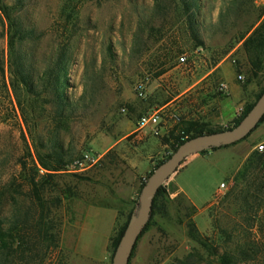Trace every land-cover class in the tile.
Here are the masks:
<instances>
[{"label":"rangeland","instance_id":"rangeland-1","mask_svg":"<svg viewBox=\"0 0 264 264\" xmlns=\"http://www.w3.org/2000/svg\"><path fill=\"white\" fill-rule=\"evenodd\" d=\"M187 4L184 0H0V188L13 175L21 180L19 158L29 159L36 148L46 151L56 146L66 166L54 179L60 189L73 194L63 198L58 210L61 231L64 223L77 224L82 213H88L79 247L94 257L101 252L112 220V211L102 204L115 200L114 195L124 199L118 204L112 235L139 208V190L130 201L114 189L127 172L123 147L136 142L130 131L140 115L157 111L159 125L164 126L157 135L161 146L151 157L153 168L172 151L170 141L164 144L163 139L172 129L178 131L181 121L230 127L264 85V63L252 75L242 47L264 17V0ZM182 54L186 61L181 64L177 57ZM219 62L224 68L231 66L241 91L242 103L234 117L223 122L213 111L206 119L200 112L186 117L183 107L195 99L199 104L213 101L220 93L218 70L194 84ZM16 64L24 69L27 84L15 82L14 89ZM58 70L63 80L59 87L53 77ZM225 105V112H232V97ZM245 139L252 142L242 159L226 147L208 148L190 155L164 181L179 210L171 205L166 213L155 211L128 264H217L218 256L187 234L183 212L194 204L184 193H173L177 171L175 181L196 203V212L189 217L212 250H243L246 253L238 254L236 264H264V195L258 193L263 200L256 198L252 208L243 200V189L264 180V166L248 163L252 154L264 152V147L257 148L264 144V121ZM91 203L96 204L84 210ZM9 208L5 202L2 214ZM73 232L67 233V244ZM111 257L110 250L103 261L89 260L60 247L48 252L42 264H112Z\"/></svg>","mask_w":264,"mask_h":264},{"label":"trees","instance_id":"trees-1","mask_svg":"<svg viewBox=\"0 0 264 264\" xmlns=\"http://www.w3.org/2000/svg\"><path fill=\"white\" fill-rule=\"evenodd\" d=\"M184 1L189 6H192L195 0L192 2L189 0ZM193 36L196 41L201 43L197 33L193 32ZM9 46L13 48L11 40ZM242 47L250 66L249 72L252 75H257L264 63V17L243 39ZM10 54H12L11 51ZM61 62L60 60L57 65L59 66ZM60 72L58 70L53 75L55 77L54 82L58 87L63 84V80L60 78ZM12 76V88L15 89V82L27 84L24 69L20 64H16L12 71ZM263 90L264 85L255 94L254 100L246 105L242 115L234 119L232 126L240 121ZM263 121L264 115L255 128ZM230 127L212 128L206 121H181L178 131L177 128L172 129L169 131V138L166 139L165 137L163 140L164 144L170 141L171 149L174 151L178 145L190 137ZM166 158L159 160L153 168ZM17 163L21 167V172L19 173L21 180L18 182L15 179V175H13L0 188V264H42L43 258L48 252L60 248L62 220L58 210L63 203L64 197L71 198L73 196V194L69 193L70 190L63 191L60 189L54 179L57 174L65 169L66 161L63 157V152L56 146H52L51 149L46 151H40L36 148L34 154H29V159L19 158ZM248 163L264 166V152H255L252 154L248 158ZM40 168L42 169L41 173H39ZM148 174L141 182L139 192ZM263 188L264 180L260 181L257 187L251 188V186H248L243 189V200L248 208H252V202L256 198H258V201L264 199H262L264 195ZM260 192H262L260 194L262 195L261 197L258 196ZM17 197L22 198L23 202H20ZM175 201L174 198L168 195L164 185H160L153 198L149 219L142 228L140 235L145 230L155 211L158 210V212H161L164 209L163 212L166 213V208L171 205H175L176 211L179 210L178 203ZM5 202H9L10 208L7 210V214H2L1 207ZM195 212L196 207L194 205H188L184 208L183 218L188 236L207 249L211 255L216 254L218 256L217 264H236L238 254H245L246 251L240 250L237 253V251L224 250L221 253H217L215 250H212V247L207 244L205 237L200 234L189 217L190 214ZM131 214H128L126 221L110 237L111 256Z\"/></svg>","mask_w":264,"mask_h":264},{"label":"crops","instance_id":"crops-1","mask_svg":"<svg viewBox=\"0 0 264 264\" xmlns=\"http://www.w3.org/2000/svg\"><path fill=\"white\" fill-rule=\"evenodd\" d=\"M214 70H218L219 78L221 79L220 82L224 83L226 85V90L224 92H220L213 101H207V103H201L199 104L196 99L195 102H192L185 107L186 109V117H190L196 114V112H200L204 119L209 117V112L213 111L215 113V118L223 121L228 122L230 121L235 113L236 108L239 104L242 103V99L240 97L241 91L239 90V85L236 81L235 73L233 72V69L230 65H228L226 68L223 67V64L221 62L215 64L211 67V69L204 74L199 80H196L194 84L199 82L200 80L206 79L209 74H211ZM219 82V83H220ZM234 100V107L232 112H225L227 107L225 105V101L229 98ZM171 103H166L162 106V108H165ZM214 102V103H212ZM214 104V105H213ZM213 105V106H212ZM152 126H146V127H138L137 125L134 126L133 130L130 131V134H134V137L136 139V142L132 143H125L123 147V157L125 159V168L127 170L126 173L122 174L120 176V179L117 183H115L116 189H114V192L118 195H120L122 198H125V200H133L137 194L138 190L140 188L141 179H143L144 174H146L148 171L151 170L153 162L151 161L152 155L158 153V149L161 146V143L158 138V134H153ZM157 129H159V132L164 129V126L158 125ZM153 136H155V139H153ZM251 139H245L244 143H241V140L238 141L235 144H231L228 146H219L209 149V150H219L221 147H226L229 149H232L234 152L240 153V159H242L244 156H246L249 152V147L251 144ZM114 146H117L115 148H118L119 143L116 141L114 143ZM244 155V156H243ZM180 171H177L174 180H173V193H184L188 198L191 200V202L196 206L195 201L193 198L187 194V191L184 186L177 183L175 181V178L177 174H179ZM118 186V187H117ZM124 196V197H123ZM118 201L108 200L107 202L103 203L102 205L105 207V209H109L112 211V220H111V226L108 232L105 234V239L101 246V252L98 256H93L92 253H89L88 251L82 252L79 247V240H80V232L84 230L85 224L87 221L88 213L86 214L85 211L82 213V216L80 220L77 222V224L70 225L72 221H68L63 224L62 228V237H61V248H67L71 252H74V254H79L82 256H85L87 259H92L96 261H103L108 258L109 252H110V237L114 231V224L115 220L119 211L118 204L122 203L121 201L124 199L118 198L114 195ZM96 203L88 204L84 210H86L88 207L95 206ZM74 231L71 233V241L67 244V233ZM75 241V242H74Z\"/></svg>","mask_w":264,"mask_h":264},{"label":"water","instance_id":"water-1","mask_svg":"<svg viewBox=\"0 0 264 264\" xmlns=\"http://www.w3.org/2000/svg\"><path fill=\"white\" fill-rule=\"evenodd\" d=\"M264 115V90L238 123L230 128L203 133L183 141L170 156L155 166L148 174L139 193V208L127 220L119 242L112 253V264H128L135 243L147 223L153 198L168 177L173 174L184 160L196 152L211 147L231 145L249 135Z\"/></svg>","mask_w":264,"mask_h":264},{"label":"built area","instance_id":"built-area-1","mask_svg":"<svg viewBox=\"0 0 264 264\" xmlns=\"http://www.w3.org/2000/svg\"><path fill=\"white\" fill-rule=\"evenodd\" d=\"M177 60H178V63H181V64L184 63L186 61V55L182 54V55L178 56ZM238 78H240V75H238ZM217 89L219 92H224L226 90V85L224 83L220 82V83H218ZM159 118H160V116L157 113V111L152 112V113H145V114H142L137 119L136 125L138 127H146V126L151 125L153 127L152 128L153 134L157 135L159 133V129H157V126L159 125V122H160ZM263 147H264L263 143H259L257 145L258 149H263ZM171 153H172V151L169 153V155ZM186 159H185V161H186ZM221 186H223V184Z\"/></svg>","mask_w":264,"mask_h":264}]
</instances>
